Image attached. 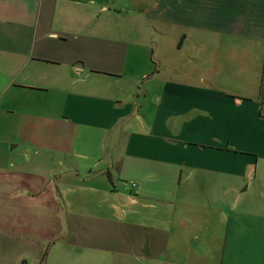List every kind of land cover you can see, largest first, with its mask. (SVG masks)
Returning <instances> with one entry per match:
<instances>
[{
  "label": "crops",
  "instance_id": "1",
  "mask_svg": "<svg viewBox=\"0 0 264 264\" xmlns=\"http://www.w3.org/2000/svg\"><path fill=\"white\" fill-rule=\"evenodd\" d=\"M56 243L264 264V0H0V264Z\"/></svg>",
  "mask_w": 264,
  "mask_h": 264
},
{
  "label": "rangeland",
  "instance_id": "2",
  "mask_svg": "<svg viewBox=\"0 0 264 264\" xmlns=\"http://www.w3.org/2000/svg\"><path fill=\"white\" fill-rule=\"evenodd\" d=\"M182 64H185L184 60H182ZM25 189H27L26 186L23 187V188L21 187V189L19 190V192H21V191L23 192ZM52 190L53 189L50 188L48 190V192L45 193V194H48V195L51 194L52 193ZM45 206H47L48 208H51V210L63 208L62 205H57V204H54L52 202L49 203V204H47V205H45ZM51 218H52V215H51ZM25 219H28V218H25ZM36 221H38V220L36 219L35 220V223H36ZM64 222L65 221L61 222L63 224L62 225V228H65ZM57 223L59 224V222H55V219H52V220H50L49 222H46V223L45 222L42 223L43 224V230H42V232L46 235L45 241H48V239H51L53 237V235H51L50 232H51L52 226L55 227L57 225ZM64 238H65L64 232H62L58 236H56L55 238H53L52 241H54V242L55 241H61ZM56 244L57 245L54 248L55 249L54 250L55 253L53 255L56 254L55 255L56 256L55 259H58L60 256L63 257L64 260H63V262L61 264H72L73 262H75L76 260H78L77 257H80V256L83 257V258L85 257V256L81 255L82 253L80 251L79 252H76L75 250L68 249V247L65 246L64 243H56ZM45 261H47V260H45ZM53 264H55V262Z\"/></svg>",
  "mask_w": 264,
  "mask_h": 264
}]
</instances>
